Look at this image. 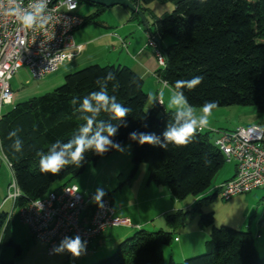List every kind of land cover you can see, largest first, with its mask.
Segmentation results:
<instances>
[{"label": "trees", "instance_id": "obj_1", "mask_svg": "<svg viewBox=\"0 0 264 264\" xmlns=\"http://www.w3.org/2000/svg\"><path fill=\"white\" fill-rule=\"evenodd\" d=\"M131 1L139 8L154 1L173 4L170 12L155 19L152 32L160 40L171 38L165 47L161 46L166 52L165 66L158 68L156 73L173 90L176 80L202 76L203 81L196 88L182 89L194 107H201L206 101H216L215 108L253 105L258 112L264 113V0ZM90 5L94 11L83 17L82 25L94 22L106 9ZM131 13L138 17L136 13ZM108 72L116 75V81L108 82L109 95L117 96L118 102L132 111L123 122L113 120L111 113L104 112L97 117V121L120 124L117 134L111 139L121 145L130 143L131 176L139 164H146L148 184L166 186L177 200L192 196L191 211L200 214L199 226H213L212 212L204 213L201 206L216 196V193L205 194L225 165L223 153L209 139L208 132H198L187 146L170 144L168 149L139 145L130 140L129 134L133 131L152 132L160 136L172 113L160 114L155 107L147 109L149 97L143 90V79L125 65L91 64L77 69L66 74L63 83L52 93L17 102L3 114L0 120L1 146L21 191L15 207L70 183L65 179L77 176L89 163L102 157L89 151L85 153L82 167L69 165L53 175L40 171L37 153H47L55 141L67 142L79 134L80 125L85 123L84 114L76 111L79 105L73 106L71 101L98 91L96 80ZM124 123L127 127L123 126ZM17 129L23 142L19 152L12 147L15 138H9V133ZM114 151L110 149L103 156ZM56 181H63V184L52 188ZM189 212L178 209L170 215L168 230L136 231L119 242L112 253L95 259L91 264H163V247L170 245L175 237L172 228L183 225ZM5 245L20 250L11 236L8 214L0 212V247ZM0 264L14 262L0 257ZM167 264H264V255L256 250L254 235L249 229L222 225L212 227L209 238L204 242L203 253L180 262L169 259Z\"/></svg>", "mask_w": 264, "mask_h": 264}, {"label": "rangeland", "instance_id": "obj_2", "mask_svg": "<svg viewBox=\"0 0 264 264\" xmlns=\"http://www.w3.org/2000/svg\"><path fill=\"white\" fill-rule=\"evenodd\" d=\"M152 4H155L152 5L153 11L158 12L164 11L163 9H165V7L163 4H170L169 6H173L171 2L154 1ZM117 8V6L106 8L101 15L97 16L94 22L85 23V25L81 27L84 29V38L95 37L101 32L103 25L100 22L101 20H103L105 24L108 23L112 25V23L118 19V17L115 19L112 17V14H114ZM170 9L172 10L173 8ZM171 10H169V12ZM93 11L94 7L87 2H80L77 8V13L83 17L89 16ZM170 41V37L163 38L161 40V46L165 47ZM145 46L149 47L148 45ZM89 53L92 54L88 55V57L93 56V54L96 55L94 46L89 49ZM98 57L103 59V56ZM99 61L100 60H98V62ZM66 63L67 61L56 71L39 79H33L26 69H19L9 81L10 87L15 94L14 103L45 93H52L56 87L63 83L65 75L74 71H66ZM233 106L240 108L238 114L233 116V118L236 117L234 120L238 123L243 126L258 123L260 126L264 127V113L258 112L255 106ZM11 109L12 105H5L3 107V114ZM209 135L210 138H212L213 132H210ZM128 145H130V143L122 145L126 148L124 152L114 151L109 155L102 156L97 162L89 163L77 176L65 179V182L68 181L75 184L85 198L90 197L91 204H94V202H92V197L96 188L98 186L103 187L107 193L104 198H108L113 202L114 209L117 211L119 217L130 218V225L113 226L107 230V233L111 236L110 239L114 238L116 241L117 238L124 237L120 240L117 239V244L131 237L140 229L147 232L156 231L161 227L163 230L170 229L168 218L171 217L170 215L175 214L177 209H179L177 207H181L182 205L186 207L183 209L189 210L190 212L183 225L172 228L174 229V231L172 230L173 236H176L179 242L172 241L170 245L163 247V264L168 263L170 259L169 256H171L173 261L180 262L188 257L203 253L204 242L209 238L212 227L226 225L241 230L249 229L253 235L259 230L262 238H264V201H262L264 200V189H262L264 187L233 195L229 199L222 198L219 188H215L216 182L219 181L221 177L230 174L232 170L231 164L225 163L223 168L216 174L212 183V188L205 194L211 195L212 193H216V196L201 206V210L204 213L212 212L214 217L213 226L200 227L198 223L200 214L191 211L193 205V203H191L193 201L192 196H188L183 200H177L174 197L164 195L162 188H167L166 186L151 185L152 187H148L146 185L147 176L145 179L147 166L144 163L139 164L136 172L131 176L133 168L131 163L132 147L130 145L129 148L127 147ZM0 163L5 168L9 184L13 180L12 171L2 159H0ZM62 184L63 181H56L52 184V188H56ZM7 207L8 206H6V208ZM9 209L6 210L13 214L11 220L13 240L19 245L20 250L18 251L15 246H1L0 257L5 260H13L14 264H46L49 260L62 264L68 252L65 251L60 254L48 255L45 244L33 239L27 227L19 221L17 208ZM143 221H147L148 223L145 222L140 228L131 227L132 223H141ZM254 240H257L255 235ZM117 244H115L112 250L105 256L112 253ZM176 244H181V246H183L181 253L185 255V258L179 256L181 253H176ZM105 256H100L99 258Z\"/></svg>", "mask_w": 264, "mask_h": 264}, {"label": "built area", "instance_id": "obj_3", "mask_svg": "<svg viewBox=\"0 0 264 264\" xmlns=\"http://www.w3.org/2000/svg\"><path fill=\"white\" fill-rule=\"evenodd\" d=\"M36 0H0V120L5 105H14L15 94L10 79L19 69H26L33 79L56 71L64 62L83 50V44L73 41V32L82 26L83 17L77 7L66 11L65 0H49L45 15L51 20L45 28L24 29L14 14L17 6L30 9ZM154 34H148L145 45L152 48L158 68L165 66V57L158 48ZM157 81H163L157 73ZM159 91L155 99L156 108L162 107ZM213 131L208 128L199 130ZM213 141L223 153L225 162H234L232 178L217 186L221 197L249 192L264 187V127L259 124L237 126L233 130L219 131ZM11 168V163L2 154ZM21 191L13 177L7 186L6 199L14 204ZM264 201V200H262ZM90 197L85 198L73 183H67L57 190L49 191L43 197L28 200L17 207L19 221L27 226L34 239L46 245L48 254L65 236L79 235L86 241V248L92 239L109 227L130 225L127 218L115 214L111 201L103 198L104 207L96 203L90 207Z\"/></svg>", "mask_w": 264, "mask_h": 264}, {"label": "clouds", "instance_id": "obj_4", "mask_svg": "<svg viewBox=\"0 0 264 264\" xmlns=\"http://www.w3.org/2000/svg\"><path fill=\"white\" fill-rule=\"evenodd\" d=\"M49 0H36L30 9H23L19 6L14 10L22 27L24 29H34L36 27L45 28L51 20L50 15H45L46 5ZM203 2V0H201ZM66 11H73L77 4L73 0H65ZM116 81V75L108 72L104 77L96 80L99 86L98 91L81 98H73L71 103L76 111L83 113L85 123L80 125L78 135L73 136L67 142L55 141L51 144L47 153L39 152L40 171L42 173L58 174L66 166L74 165L76 168L83 166L85 162V153L91 151L95 155L103 156L110 149L118 152H124L125 146L120 143H114L111 139L117 134L120 124L98 122L97 117L102 112L111 113V118L115 121L123 122L125 117L132 111L129 107L118 102L117 96L109 95L108 82ZM203 81L202 76H194L190 80H176L174 91L172 92L168 109L171 111V119L160 136L152 132L133 131L129 134V139L136 141L139 145L159 146L168 149L171 144L176 147L187 146L192 143L199 130L208 125V117L212 110L217 106L216 101H206L201 106V114H196V109L188 101L187 96L182 89H194ZM115 87V85H114ZM159 103H163L159 101ZM127 127V124H123ZM145 127L147 125L145 124ZM19 129L9 133V138L13 140L12 147L15 151L22 150L23 142L18 136ZM127 147L130 148V145ZM107 195L103 187H97L92 197V202L99 207H104L103 198ZM86 241H83L77 234L69 237L65 236L59 245L53 247L54 254H60L65 251L73 257H79L86 251Z\"/></svg>", "mask_w": 264, "mask_h": 264}, {"label": "crops", "instance_id": "obj_5", "mask_svg": "<svg viewBox=\"0 0 264 264\" xmlns=\"http://www.w3.org/2000/svg\"><path fill=\"white\" fill-rule=\"evenodd\" d=\"M152 5L155 4L150 3L148 5L140 6L142 8V11L144 12L148 27H145L142 24L141 20L138 17L136 18L129 9L116 5L118 8L117 10H115L114 14H112L113 15L112 17L113 19L118 17V19L115 22H113L112 25L108 23L105 24V22L101 20L100 22L101 24H103L101 28L102 30L97 36L92 38H84L83 36L84 29H82L81 27H83L85 24L77 28L73 32V41L76 44L78 43L83 44L84 48L76 56L68 60L67 63L65 64L66 65L65 67H66V71H71V70L75 71L77 69L95 63L99 65H108V64L125 65L131 68L136 74H138L143 79V90L145 93L148 94L149 97L146 105L147 109H152L154 107L156 108L155 99L157 92L159 91V95L162 99L163 104L162 107L157 109L161 114L170 111L168 109V102L174 90L169 85L163 86L157 81L155 74L158 70V66L156 64V60L152 48L145 46V42L147 35L152 34V32L154 31L155 19L161 17L165 13H168L169 10H171L170 8H173V6L172 5L169 6L170 4H163L165 7V9H163L164 11L158 12V11H153ZM93 46L96 55L93 54V56L88 57V55L92 54L89 53V49H91V47ZM98 56H103V59H100V57ZM98 60L100 61L98 62ZM194 108L196 109V114L199 116L201 114L200 111L201 107H194ZM238 111H240V108H237L236 106L234 107L233 105L214 108L211 112V115H209L208 117V125L206 127L213 131L204 130L202 132L203 133L208 132L209 139L211 141H214L215 138H217V136L219 135L218 130L219 131L233 130L237 126H243L242 124L234 120V118L236 117L233 118L235 114H238ZM252 124H258V123H252ZM210 132H213L212 138H210L209 135ZM2 154L5 156L0 141V159L5 161L3 159ZM225 163L231 164L232 170L229 175L221 177L219 181L216 182L215 187H217L222 182L232 178L235 173L234 162H225ZM10 170L12 171L11 168ZM147 175L148 172L146 170L145 179ZM146 185L148 187H152L151 185L153 184H148L146 180ZM7 186H8V181L6 177L5 168L0 163V210H2L0 212H5L8 214V218L10 219V233L13 238V232H12L13 230L11 225L13 214L12 212L9 213L6 209L9 208L14 209L17 207H15V204L10 199H6ZM162 189L164 195L168 197H173V195L171 194L168 188L164 187ZM193 202H194V198L191 203ZM111 203L114 208V204L112 201ZM6 206L8 207L6 208ZM182 206L177 208L183 209L185 207L184 205ZM114 211L115 214L119 216L115 209ZM123 218H127L128 220H130V218L128 217H123ZM145 222L147 221H143L141 223L139 222L132 223L131 227L140 228V226L143 225ZM109 228L103 231L96 238L92 239L89 246L86 248V251L81 256L73 257L70 253H68L64 261H62V264H91L95 260V258H99L100 256H105L106 254H108L112 250L113 246L117 244L116 242L121 238H124V237L121 238L116 237L118 239V240L116 239V241L114 238L110 239L111 236L110 234L107 233V230ZM159 229H162V227ZM254 235L255 238L257 239L256 241L254 240V245L256 247V250L260 255H264V238H262V235L260 234L259 230H257ZM173 241L179 242V239L175 236ZM59 243L60 242H58L55 246L59 245ZM176 248H177L176 253L177 252L181 253L182 252L181 249L183 248V246H181V244H176ZM179 256L181 258H185V255H183L182 253ZM169 257L170 259H172L171 256ZM46 264H59V263H56V261L49 260L48 263Z\"/></svg>", "mask_w": 264, "mask_h": 264}, {"label": "water", "instance_id": "obj_6", "mask_svg": "<svg viewBox=\"0 0 264 264\" xmlns=\"http://www.w3.org/2000/svg\"><path fill=\"white\" fill-rule=\"evenodd\" d=\"M83 1L87 2V3H90V4H93V5L103 6L105 8L113 7V6H116V5L125 7L127 9H129L131 12L136 13L138 18L141 20L142 24L145 27H148L144 12L142 11L141 8L136 6L131 0H83ZM154 40H155L158 48L161 49L164 57H166V52L163 51L162 48H161L160 39L156 36V37H154Z\"/></svg>", "mask_w": 264, "mask_h": 264}]
</instances>
